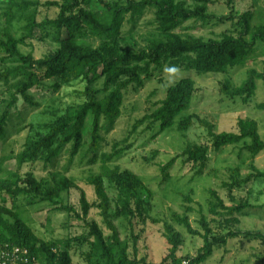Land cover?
I'll return each instance as SVG.
<instances>
[{
  "label": "trees",
  "instance_id": "obj_1",
  "mask_svg": "<svg viewBox=\"0 0 264 264\" xmlns=\"http://www.w3.org/2000/svg\"><path fill=\"white\" fill-rule=\"evenodd\" d=\"M227 4L243 0H223ZM212 0H56L46 5L57 9L54 18H45L38 22L36 10L25 18L24 35L14 38L8 26L19 11H25L38 2L16 4L6 0L4 12L6 27L0 37V53L4 54L10 67L0 72V82L9 90L10 99L0 114V144L6 137V125L13 115L19 97L34 105L30 96L35 90L59 91L64 85L75 81L84 82L81 104L68 106L62 111L52 113V118L36 126L29 125V131L21 150L14 156H0V250L6 247H19L28 251V259L37 264H72L70 249L75 245L86 247L83 258L86 264H154L146 258L137 259L135 246L139 235L134 234V227L150 220L153 210L152 193L148 186L135 174L122 171L116 165H109L121 158L123 149L113 146V151L103 154L100 172L90 173L86 178L94 193L95 200L89 203L85 194L80 192L77 210L63 198V193L76 189L73 179L53 176L52 183L37 180L31 173L20 177L17 173L23 165L37 162L52 164L62 154L67 153L69 164L85 148V136H89L87 151L100 147L102 130H111L121 114L126 96L137 93L155 73L162 70L170 72L181 70L195 71L197 74H227L229 70L244 66L255 52L258 41L264 43V26H251V12L245 11L237 16L214 17L208 9ZM232 8V7H231ZM13 9H16L15 12ZM147 10H152L157 36L151 35L140 45L132 30ZM234 10V9H232ZM231 10V11H232ZM237 18L239 31L236 34L223 33L218 39L204 40L191 35L176 32L182 24L223 23ZM130 24L128 31L124 26ZM132 25V26H131ZM52 30L51 40L55 49L43 56L34 58L31 53H23L20 46H26L27 40L48 37L42 29ZM97 37L100 43L91 47L80 42V38ZM5 63L6 60L0 59ZM102 81V88L95 89V84ZM256 81L264 86V71L249 69L244 80L234 86L225 79L219 86L221 95L230 98L239 97L246 103L255 94ZM196 91L195 83L190 78H181L166 89L163 99L153 104L154 108L135 121L132 131L142 125L145 131L157 126L155 136L165 130L176 128L186 133L193 125L205 128L214 151L229 145H236L249 140L246 151L257 157L264 151V140L259 135L255 120L239 118L236 123L237 133L215 132L214 125L196 114L180 116L190 107ZM264 109V102L258 105ZM89 126H86L87 119ZM131 131V132H132ZM123 143L126 140L122 141ZM209 157V147L190 144L175 157L161 163L159 171L162 180L169 177L168 171L175 161L182 158L184 163H191L200 174ZM14 161L15 171L4 164ZM90 163L96 162L94 156ZM255 174L241 179L236 169L230 171L228 181L222 183L230 193L233 205L226 206L212 189L209 191L210 204L207 220L201 216L199 225L202 232L193 229L188 213L192 207L186 206L183 215L173 214L171 222L184 229L192 236H199L202 245L194 255L177 257L183 245V235L176 231L173 224L165 222L162 238L165 252L158 264H204L214 252L224 248L228 241L242 238L245 241H261L264 244V230L240 229L239 218L245 209L259 208L246 202H239L231 195V189H240L251 178L264 180V171L251 167ZM113 194V195H111ZM18 197L28 199L30 204L44 203L48 211L62 212L67 219L83 223L80 235L64 240L45 241L35 235L23 210L16 204ZM11 207L6 205L7 199ZM187 202H192L186 197ZM95 209L99 221L87 220L88 213ZM124 220L130 230L129 238H121L114 220ZM153 222H155L153 220ZM127 228V229H128Z\"/></svg>",
  "mask_w": 264,
  "mask_h": 264
},
{
  "label": "rangeland",
  "instance_id": "obj_2",
  "mask_svg": "<svg viewBox=\"0 0 264 264\" xmlns=\"http://www.w3.org/2000/svg\"><path fill=\"white\" fill-rule=\"evenodd\" d=\"M35 1L38 2L37 6L30 5L27 10L17 12L8 26L14 38L18 39L24 35L25 18L33 10H36L38 22L56 16L57 9L46 5L50 1L56 0H13L16 4ZM212 1L215 2L209 6V15L227 17L229 14H233L237 16L248 11L252 15L251 26H264V0H243L231 4H227L223 0ZM6 7V0H0V37L6 27L4 17ZM15 10L13 9L14 12ZM236 21L237 18L226 20L223 23L215 21L208 24L189 21L177 28L176 32L183 36L191 35L204 40L218 39L225 32L236 34L239 31ZM129 28L130 24L124 26L125 31H128ZM42 31L43 34H48V37L43 40L29 39L26 46L19 47L20 50L23 53H31L34 58H39L49 50L55 49L56 44L51 40L52 30L43 28ZM132 34L140 45H144V40L149 36H157L158 32L152 10H147L145 15L137 21ZM79 40L91 47L100 43V39L97 37H84ZM0 59L6 60L5 63L0 62V72L3 71L4 67L12 65L2 53H0ZM249 69H254L258 73L264 71L263 42L258 41L256 43L254 54L244 66L233 68L225 75L217 73L197 74L195 71L181 69L173 72L165 69L159 74L155 73L150 80L145 81L137 93L130 92L126 96L121 114L112 129L100 132V147L96 150L87 151L89 145V136L87 135L85 136V148L79 151L71 164H69L68 154L64 153L52 164L45 165L40 162L32 165L26 164L17 173L22 178L31 173L37 180H44L48 183H52L53 176L73 179L76 189L63 193V198L79 210L80 192L85 194L89 203L95 200L92 188L86 184V178L90 173L100 172L102 155L111 153L113 146H116L117 149H123L121 158L114 160L109 165H116L122 171H129L137 175L152 193L153 210L150 213V220L134 227V234L139 235L135 244L137 248L136 258H146L147 261L158 264L165 252V242L162 238L163 224L165 222L173 224L171 216L173 214L183 215L186 206H188L193 208V211L188 213L191 227L202 232L199 225L201 216L207 220L211 218L208 213L211 199L209 191L211 189L215 191L223 200L224 205H233L229 198L230 193L222 187V183L228 181L230 171L234 169L238 171L241 179L255 174L251 167L264 171V151L257 157H252L245 149L249 140L214 151L205 128L197 124L193 125L186 133H180L174 127L157 136H155L157 126L145 131L146 125L144 124L134 132L132 126L136 120L153 110V104L164 98L169 86L181 78H190L195 83L196 91L189 109L180 116L196 114L211 122L215 132L229 131L235 133H237L236 123L239 118L252 119L257 122L259 135L264 140V109L258 107L264 102L262 82L256 81L255 94L246 103L239 97L230 98L221 95L219 91V86L225 79H229L234 86H238L244 80ZM49 85L50 83L46 87ZM84 86V82L75 81L64 85L57 92L46 87H44L45 90H35L30 94L34 105L24 102L19 97L16 106L12 109L13 115L6 125V137L0 144V156L11 154L15 156L21 150L29 131V125L36 126L47 122L52 118V113L62 111L68 106L81 104L84 101L82 94ZM101 88L102 81L100 80L95 84V89ZM10 93L11 91L0 82V114L10 99ZM89 122L90 119L88 118L86 126H89ZM124 140H126L125 143L122 142ZM190 144L209 147L208 161L202 172L196 174V169L191 163H184L182 158H179L168 171L169 177L162 180L159 165L175 157L186 145ZM94 156L96 162L90 163L89 161ZM4 166L12 171L17 170L14 161L5 163ZM231 195L236 202H246L259 207L245 209L238 215V227L245 230H264V180L252 177L240 189L232 188ZM186 197L191 198L192 202H187ZM15 202L19 209L23 210V216L35 235L42 240H64L68 237L78 236L83 231L82 221H69L65 213L48 211L47 205L44 203L30 204L28 199L24 197H18ZM6 205L11 207L9 198ZM87 220L99 221L95 209L89 211ZM114 223L119 228L121 238H129L130 246H133L130 230L125 221L117 219L114 220ZM173 226L184 237L183 245L180 247L177 257L194 255L202 245L200 237H192L182 227L176 224ZM85 250L86 247L75 245L70 249L72 264H86L82 255ZM204 264H264V244L258 240L248 242L242 238H237L228 241L224 248L216 250Z\"/></svg>",
  "mask_w": 264,
  "mask_h": 264
},
{
  "label": "built area",
  "instance_id": "obj_3",
  "mask_svg": "<svg viewBox=\"0 0 264 264\" xmlns=\"http://www.w3.org/2000/svg\"><path fill=\"white\" fill-rule=\"evenodd\" d=\"M28 251L19 247L4 248L0 250V264H37L28 259Z\"/></svg>",
  "mask_w": 264,
  "mask_h": 264
}]
</instances>
